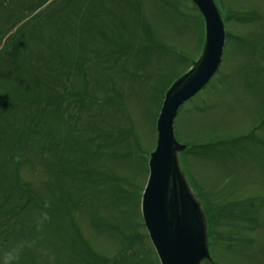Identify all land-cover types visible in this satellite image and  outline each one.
Wrapping results in <instances>:
<instances>
[{
  "label": "rangeland",
  "instance_id": "1",
  "mask_svg": "<svg viewBox=\"0 0 264 264\" xmlns=\"http://www.w3.org/2000/svg\"><path fill=\"white\" fill-rule=\"evenodd\" d=\"M216 1L224 19L236 14L226 23L223 63L182 107L175 132L190 148L213 143L183 163L206 209L208 203L230 209L211 233L215 264H264V0ZM38 3L0 0V32L17 26L0 42V95L9 98L0 100V264H85L91 253L109 260L121 254L118 264H160L142 198L166 94L202 53V16L192 0L117 1L94 21L101 22L98 35L92 33L98 25L79 33L75 23L65 24L89 0L80 7ZM238 14L248 23H239ZM36 80L51 86L53 98L69 91L101 104L94 116L68 94L66 119L49 112L50 134L31 136L38 115L27 114L17 98ZM109 100L114 104L101 112ZM67 119H76L80 132L69 134ZM102 133L116 142L108 139L105 147ZM19 141L21 151L13 146ZM11 151H24L29 163L17 166L16 156L10 166Z\"/></svg>",
  "mask_w": 264,
  "mask_h": 264
},
{
  "label": "water",
  "instance_id": "2",
  "mask_svg": "<svg viewBox=\"0 0 264 264\" xmlns=\"http://www.w3.org/2000/svg\"><path fill=\"white\" fill-rule=\"evenodd\" d=\"M205 21V44L192 68L166 94L157 123L158 142L150 155V176L143 195L146 229L161 264H204L212 261L203 204L184 171L187 150L175 132L181 108L205 89L218 73L227 32L216 0H192Z\"/></svg>",
  "mask_w": 264,
  "mask_h": 264
},
{
  "label": "trees",
  "instance_id": "3",
  "mask_svg": "<svg viewBox=\"0 0 264 264\" xmlns=\"http://www.w3.org/2000/svg\"><path fill=\"white\" fill-rule=\"evenodd\" d=\"M51 1L52 0H39V3L36 4V5L38 6V8L42 9L46 5H52L53 2L50 3ZM69 1L72 4H74L76 1H78V2H76L73 5L74 7H76V5H79V7H80V6L83 5V2H84V0H69ZM117 1H121L122 4H124V5H131L132 2L134 3L135 0H89V3L87 5L86 9L85 10H82L83 14H81L80 16H78L77 17V20L74 19L72 23L71 22L68 23V21L66 20L65 21V24L68 27H74L73 24L75 23V25H77L76 26L77 31L80 29L79 33H81L82 31H86L87 27H90L91 26L90 27V29H91L93 27L92 24L93 25H98L101 28V22L100 21L99 22H94V21L96 19H98V17L101 14L104 15V12H103L102 8L104 9V6L105 5H107L106 9H109ZM36 9L37 8L34 7V8L31 9L32 13H29L27 11L26 14L32 15L33 12L36 11ZM37 15L38 14H36L35 17H37ZM228 15L229 16H227L226 23H230L231 21H233V17H235L236 14L233 15L232 13H229ZM238 16L239 17L236 18V20L238 19L239 23H241V24L248 23V20L249 19L246 18V17H244V15L241 16V14H238ZM101 20H102V18H101ZM202 20H203V18H202ZM203 25H204V20H203ZM16 27H11L10 30L5 31V32L1 31L0 32V42L2 41V38L4 36H6L7 34L8 35L11 34V32ZM204 28H205V25H204ZM71 30H72L71 31V34H73V28H71ZM92 30H96L97 31V32L92 31V33H97L98 35H100L101 34V31H102V28L101 29H98V28H95L94 27ZM77 31L75 30L76 33H78ZM204 40H205V34H203V38H202V47H203V44H204ZM11 58L9 60H11ZM1 62L2 61L0 59V63ZM11 63H14V62H11ZM11 63H9V64H11ZM70 83H71V81H70ZM50 89H51V86L47 82H45L44 80H42V81L38 80V82L36 80L35 87L31 88L30 90H29V88L26 89V92L23 93L20 97L17 98V99H20V102L21 103L27 104V108L26 109L29 111L27 114H31L34 111H36V115H38V116H36V117H38V121L36 123V127L33 128L31 126V124H29V126L32 127V128H30L31 129V136L32 135L39 134V132L41 130H44V132H43V134H40V136H45L46 137L47 134H50V132L47 131L48 129H50V126L47 123L46 118H45L46 114H48L49 112L55 113L58 116V119L59 120L66 119V114H65V111L63 110V103H64L63 101L67 100L66 96L68 94L70 96L71 95L72 96L75 95V98H76L75 103L78 104V110L79 111H85V112L91 113L94 109H96V107L99 104H101L99 101L95 100V98L92 99L91 96H89V95H83L82 93H74L73 94L72 92H69V91L65 92L67 94L62 95V97L59 96L60 99H58L59 97H55V94L56 93H54V97L55 98H53L52 95L49 92ZM8 99L9 98H6V97H3V96L0 95V100L3 101V100H8ZM88 99L91 100V103H88V101H87ZM111 103H112V100H109V101L104 102L103 103L104 105H102L99 108V110H101V112H103V111L105 112L108 108L111 107L112 104H114V103H112V104ZM0 108H1V106H0ZM10 113H12V112H10ZM16 114H18V113H16ZM93 115H94V113H93ZM43 117H44V120H43ZM93 117L91 116V117H89V119L92 121V120H94ZM76 119H73V120L72 119H70V120L67 119L65 121L66 124H67L68 130H69V134L76 133L78 131L80 132L79 123L76 122ZM101 124H104V121H102ZM1 133H2V130L0 131V134ZM105 135L103 133H102V135H100V141H105L106 142L105 147L108 146V144H107V142H109L108 139L110 140L111 138H114L113 139V143L116 142V137H114V135H108V136H105ZM45 137L42 139L43 141L46 140ZM33 138L36 139L37 137L36 136L35 137H32V138L28 137L26 140L34 141ZM36 142H37V140H36ZM21 143H23V142L22 141L17 142V144H18L17 146H15L13 144L14 148L17 149V150H19V151H21L22 149H24L25 148L24 146L21 149H18V148H20ZM212 144L213 143H211V144L210 143H207V144H203V145H194V146H191V148L188 149V151L184 155H186V154L194 155L195 154V155L198 156V155H200V153L199 154L196 153L198 150H210L213 147ZM85 149H86L85 151H87L88 150V147H86ZM9 155H8V159L7 160H9L8 161V164L10 166H13V160L15 159L16 156H20V158L22 159V162L20 164H17V166L21 167V166H23V164L29 163V161L27 160V157L24 155V151H22L21 153H16V154L11 151L9 153ZM92 156H94V155H92ZM79 161H81V160H79ZM92 161H93V159H91V158H84V162H86L87 165H90ZM75 170L76 169L73 168V173L75 172ZM200 197H202V196H200ZM206 202H205V204H206ZM239 207H237V208L240 209ZM228 208H229V206L226 205V206H222L220 209L216 208L214 210L211 207V205L208 203V207L206 209V213H207V216H208V224H209L210 236H211L212 231L215 230V225L217 223H219V221H224V222L227 221V216H229V214H230V211H229L230 209H228ZM243 208H245V207H243ZM146 238L148 239L147 235H146ZM136 242H137V240L135 239V240H133L131 242L132 244H129V245L130 246H133V243L136 244ZM90 249H91V251L93 250L92 248L89 247V250ZM154 253H155V251H154ZM95 254H92L91 253L88 256V259L86 260V262L88 264H118V258H120V257L122 258V256H123V255L119 254V255L115 256L113 258V260H109V259L104 258V257H100V256L97 257V255H95ZM87 263H85V264H87ZM140 264H142V263H140ZM207 264H215V262H213V263H207Z\"/></svg>",
  "mask_w": 264,
  "mask_h": 264
},
{
  "label": "clouds",
  "instance_id": "4",
  "mask_svg": "<svg viewBox=\"0 0 264 264\" xmlns=\"http://www.w3.org/2000/svg\"><path fill=\"white\" fill-rule=\"evenodd\" d=\"M9 258L11 259L12 257H11V256H9Z\"/></svg>",
  "mask_w": 264,
  "mask_h": 264
}]
</instances>
